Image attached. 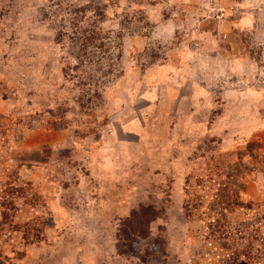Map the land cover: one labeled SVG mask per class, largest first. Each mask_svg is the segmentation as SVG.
<instances>
[{"label": "rangeland", "instance_id": "1", "mask_svg": "<svg viewBox=\"0 0 264 264\" xmlns=\"http://www.w3.org/2000/svg\"><path fill=\"white\" fill-rule=\"evenodd\" d=\"M0 264H264V0H0Z\"/></svg>", "mask_w": 264, "mask_h": 264}]
</instances>
